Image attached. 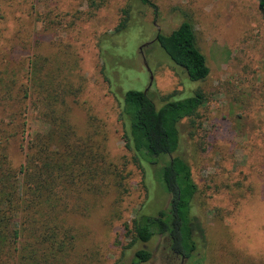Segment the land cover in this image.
I'll use <instances>...</instances> for the list:
<instances>
[{"label":"rangeland","instance_id":"obj_1","mask_svg":"<svg viewBox=\"0 0 264 264\" xmlns=\"http://www.w3.org/2000/svg\"><path fill=\"white\" fill-rule=\"evenodd\" d=\"M151 2L156 14L130 0V27L114 35L129 0H0V68L8 66L14 76L12 95L22 96L29 59L44 58L49 89L64 96L75 132L73 168L101 155L85 188L66 197L75 243L61 264H131L140 249L152 253L147 264H264V13L257 0ZM184 21L209 68L200 82H191L155 42ZM130 89L146 91L157 105L167 95L205 96L196 117L179 124L180 155L197 187L193 212L203 233L191 263L174 262L161 236L122 254L129 242L124 228L135 214L154 215L171 203L150 168L142 171L125 149L118 114ZM14 114L25 125L6 153L18 170L26 141L47 127L28 102L0 109L5 122Z\"/></svg>","mask_w":264,"mask_h":264},{"label":"trees","instance_id":"obj_2","mask_svg":"<svg viewBox=\"0 0 264 264\" xmlns=\"http://www.w3.org/2000/svg\"><path fill=\"white\" fill-rule=\"evenodd\" d=\"M138 1L156 14L151 0ZM257 1L264 13V0ZM131 12L129 0L114 35L130 27ZM155 42L191 82L207 78L209 68L190 22H182L169 34L158 33ZM45 64V59L36 55L29 59L22 96L12 95L14 76L8 66L0 68V109L22 107L28 102L47 127L36 139L26 141L25 162L16 170L9 163L6 146L25 122L16 123L15 114L8 122L0 119V264H61L75 243L65 218L66 197L76 186L83 190L84 180L90 179L91 170L102 162L97 163L101 155L93 153L89 161L79 160L81 168H73L75 132L64 113V96L57 89H49ZM31 92L35 96H30ZM184 96L167 95L157 105L146 91L130 89L120 102L118 119L125 149L142 171L144 166L150 168L162 191L171 197L169 209L154 215L141 209L131 227L125 225L129 242L121 247L122 254L136 243L145 244L161 236L174 262L191 263L197 255L198 241L203 237L193 212L197 187L189 164L180 155L179 124L196 117L205 96L200 91ZM78 149L82 155L84 147ZM151 259L149 250L140 249L134 252L131 264H147Z\"/></svg>","mask_w":264,"mask_h":264},{"label":"water","instance_id":"obj_3","mask_svg":"<svg viewBox=\"0 0 264 264\" xmlns=\"http://www.w3.org/2000/svg\"><path fill=\"white\" fill-rule=\"evenodd\" d=\"M145 45H147V44H145ZM146 68H147V66H146ZM147 70H149V69H147ZM150 80H152V76L150 75Z\"/></svg>","mask_w":264,"mask_h":264}]
</instances>
